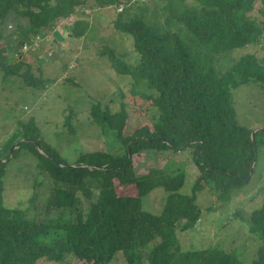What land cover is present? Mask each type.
Returning a JSON list of instances; mask_svg holds the SVG:
<instances>
[{
  "label": "trees",
  "instance_id": "16d2710c",
  "mask_svg": "<svg viewBox=\"0 0 264 264\" xmlns=\"http://www.w3.org/2000/svg\"><path fill=\"white\" fill-rule=\"evenodd\" d=\"M255 1L196 0L188 5L185 0H165L156 5L153 0H0V41L5 24L13 20L18 46L29 42L36 46L30 50L50 42L49 35L56 40L53 32L59 19L76 15L69 31L79 38L90 29L91 11L111 9L114 30L131 38L134 64L109 46L98 54L107 56L116 73L132 78L127 93L133 99L150 101L158 112L152 126L142 125L124 135L129 115L124 103L118 111L93 107L96 123L121 139L120 154L98 150L70 162L29 132L21 134L24 139L12 153L0 154V264L58 263L68 256L107 264L119 253L126 264H247L236 251L182 250L176 233L200 220L196 199L201 189L208 186L218 198L228 200L251 180L252 165L255 171L264 130H256L252 139L251 130L239 124L231 90L253 82L264 92V55L244 53L222 71L219 63L223 55L250 44L260 45L264 53V19L259 22L249 14ZM37 36L40 40L32 41ZM60 46L64 48V43ZM0 70L5 77L22 76L31 87L44 84L41 66L33 71L28 61L13 60L4 45ZM187 149H193L199 172L189 192L181 191L186 177L181 165L171 162L146 174L135 172V154ZM23 150L54 181L45 206L52 208L55 218L30 217L4 203L9 159ZM115 180L129 184L132 192H118ZM158 188L165 198L160 212L152 213L142 203ZM249 222L260 242L248 264H264V206L250 213Z\"/></svg>",
  "mask_w": 264,
  "mask_h": 264
},
{
  "label": "rangeland",
  "instance_id": "374dc122",
  "mask_svg": "<svg viewBox=\"0 0 264 264\" xmlns=\"http://www.w3.org/2000/svg\"><path fill=\"white\" fill-rule=\"evenodd\" d=\"M151 1L148 0L149 3ZM153 1L159 5L165 0ZM148 2L146 4H149ZM185 2L192 5L196 0ZM88 7L90 8V5ZM85 13L77 12L80 15ZM114 14L109 8L91 11L88 15L90 29L79 38H73L69 31L74 25L76 15L59 19L58 23L61 24L56 25L54 29L60 32L63 29L61 33L64 40H55L49 35L47 37H51L50 42L45 40L43 45L23 53L21 57L15 55L19 43L15 22L9 20L5 24L0 46L7 47L13 60L40 63L39 66L44 70V84H37L36 88L31 87L30 81L22 76L5 77L0 70V154L12 153L18 148V142L24 139L21 134L25 132H29L27 135L41 140L70 162L86 152L103 150L110 154L122 153L124 149L121 139L111 130L96 123L92 117L93 107L103 111H118L121 103H124L129 112L124 135L132 134L142 125L152 126L158 115L155 106L148 100L133 99L127 93L132 78L116 73L110 67L107 56L98 54L103 47L109 46L124 54L125 61L134 64L131 38L114 30ZM249 14L261 22L264 19V2L256 0ZM61 42L64 43L65 49L61 48ZM65 43H68V48ZM34 47L36 46H30L29 49ZM44 50H49L52 56H48ZM247 52L256 53L260 58L264 55L260 45L250 44L243 50L232 51L220 57L219 63L223 66L220 70L228 68ZM121 91L126 95L124 99L121 97ZM231 94L239 124L251 132L264 130V92L259 84H242L231 90ZM34 130L36 132L31 133ZM9 160L4 177V203L9 207L23 209L30 217L41 220L55 218L56 213L52 208L45 206L47 196L52 194L54 181L38 170L35 157L23 150ZM132 161L138 174H146L152 167L160 168L171 162L176 166L181 165L180 168L186 175L181 189L184 193L191 190L194 179L199 174L193 161V149L176 154L171 151H143L133 155ZM263 173L264 144H261L251 180L241 188L235 189L230 199L218 198L208 186L201 189L196 199L201 209L200 220L195 227L184 231L178 229L176 233L182 250L213 247L225 252L236 251L241 259L247 264L250 263L255 257L260 241L254 232L250 231L249 215L264 206ZM128 186H122L115 180L118 192H132ZM33 195L34 201L31 202ZM164 198L165 192L158 188L143 199L142 206L149 212L159 213ZM80 200L84 206L88 205L83 195ZM45 262L89 264L71 256L58 263ZM107 264L126 262L119 253Z\"/></svg>",
  "mask_w": 264,
  "mask_h": 264
},
{
  "label": "water",
  "instance_id": "95a60500",
  "mask_svg": "<svg viewBox=\"0 0 264 264\" xmlns=\"http://www.w3.org/2000/svg\"><path fill=\"white\" fill-rule=\"evenodd\" d=\"M53 36L57 39V40H61L62 38H63V36L59 33V31H57V30H55L54 32H53ZM254 132H255V130H253L252 132H251V137H252V139H253V137H254ZM39 148H41V146H39ZM252 174H253V165L251 166V169H250V176H252Z\"/></svg>",
  "mask_w": 264,
  "mask_h": 264
},
{
  "label": "built area",
  "instance_id": "2783aa9c",
  "mask_svg": "<svg viewBox=\"0 0 264 264\" xmlns=\"http://www.w3.org/2000/svg\"><path fill=\"white\" fill-rule=\"evenodd\" d=\"M134 1V0H133ZM120 9V8H119ZM40 38L37 36L35 38H33V41H39ZM29 50V45L28 44H23L20 48L21 52H27Z\"/></svg>",
  "mask_w": 264,
  "mask_h": 264
},
{
  "label": "clouds",
  "instance_id": "9594fccd",
  "mask_svg": "<svg viewBox=\"0 0 264 264\" xmlns=\"http://www.w3.org/2000/svg\"><path fill=\"white\" fill-rule=\"evenodd\" d=\"M59 33L63 36V34H62L60 31H59ZM62 39H64V36H63ZM48 40H49V38H48ZM67 47H68V45H67ZM20 48H21L20 46L17 47V49H16V51H15V55H16V56H17V55H18V56L20 55V57H21V55H22L23 53H26V52H21V51H20ZM29 50H30V49H29ZM29 50H28V51H29ZM28 51H27V52H28Z\"/></svg>",
  "mask_w": 264,
  "mask_h": 264
},
{
  "label": "crops",
  "instance_id": "0c3cea01",
  "mask_svg": "<svg viewBox=\"0 0 264 264\" xmlns=\"http://www.w3.org/2000/svg\"><path fill=\"white\" fill-rule=\"evenodd\" d=\"M59 24H61V23H59ZM59 24H58V25H59ZM61 32L63 33V29H61ZM68 47H69V46H68ZM68 47H67V48H68ZM25 61H30V60H25ZM39 64H40V63L34 64V63L31 62V63H30V66H31L32 70L34 71V70L39 66Z\"/></svg>",
  "mask_w": 264,
  "mask_h": 264
},
{
  "label": "bare ground",
  "instance_id": "6f19581e",
  "mask_svg": "<svg viewBox=\"0 0 264 264\" xmlns=\"http://www.w3.org/2000/svg\"><path fill=\"white\" fill-rule=\"evenodd\" d=\"M33 45H34V44H30L29 47H30V46H33ZM34 46H35V45H34Z\"/></svg>",
  "mask_w": 264,
  "mask_h": 264
}]
</instances>
